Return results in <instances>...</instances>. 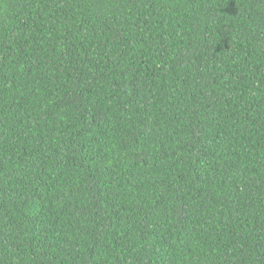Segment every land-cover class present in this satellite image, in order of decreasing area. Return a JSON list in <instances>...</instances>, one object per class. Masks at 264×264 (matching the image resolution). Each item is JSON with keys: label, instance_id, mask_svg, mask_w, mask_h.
Instances as JSON below:
<instances>
[{"label": "trees", "instance_id": "trees-1", "mask_svg": "<svg viewBox=\"0 0 264 264\" xmlns=\"http://www.w3.org/2000/svg\"><path fill=\"white\" fill-rule=\"evenodd\" d=\"M0 264H264V0H0Z\"/></svg>", "mask_w": 264, "mask_h": 264}]
</instances>
